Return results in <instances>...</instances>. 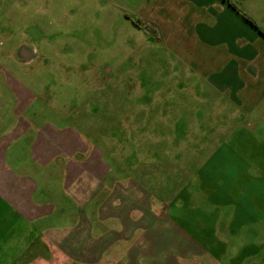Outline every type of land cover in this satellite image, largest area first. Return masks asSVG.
<instances>
[{"label": "crops", "instance_id": "0c3cea01", "mask_svg": "<svg viewBox=\"0 0 264 264\" xmlns=\"http://www.w3.org/2000/svg\"><path fill=\"white\" fill-rule=\"evenodd\" d=\"M242 7L238 0H156L152 9L155 22L177 15L173 32L182 37L166 38L185 48L180 61L196 71L202 55L200 76L238 93V143L252 147L238 149L237 166L220 172L228 182L215 186L224 192L211 211L215 224L206 216L198 233L178 224L177 190L153 208L141 179L148 167L132 177L75 124L46 119L48 107L38 102L46 91L32 83L33 64L48 58L31 44L9 50L0 41V264H264V23L250 14L264 13V0ZM18 62L27 82L15 72ZM244 164L247 172L238 168ZM223 203L233 207L226 217Z\"/></svg>", "mask_w": 264, "mask_h": 264}, {"label": "rangeland", "instance_id": "374dc122", "mask_svg": "<svg viewBox=\"0 0 264 264\" xmlns=\"http://www.w3.org/2000/svg\"><path fill=\"white\" fill-rule=\"evenodd\" d=\"M244 1L238 0L240 7ZM155 3L0 0V41H9L4 47L9 50L31 44L48 58L33 64L32 83L46 91L38 101L48 107L46 119L75 124L109 162L132 168V177L139 179L136 167H148L151 173L141 179L153 195V208L177 190L178 224L198 233L206 216L215 224L211 211L224 193L215 186L228 182L220 172L237 166L231 160L238 149L252 147L238 143V93L236 98L231 89H213L200 76L202 55L194 61L200 66L196 71L180 61L188 55L185 48L166 38L182 37L173 32L178 17L168 12L155 22ZM250 14L264 23L263 12ZM18 63L15 72L27 82L26 67ZM216 151L225 155V165ZM241 167L247 172L246 164ZM160 170L167 172L154 173ZM231 209L224 206L225 217ZM188 215L194 220L187 221Z\"/></svg>", "mask_w": 264, "mask_h": 264}, {"label": "trees", "instance_id": "16d2710c", "mask_svg": "<svg viewBox=\"0 0 264 264\" xmlns=\"http://www.w3.org/2000/svg\"><path fill=\"white\" fill-rule=\"evenodd\" d=\"M14 264H16V263H14Z\"/></svg>", "mask_w": 264, "mask_h": 264}]
</instances>
